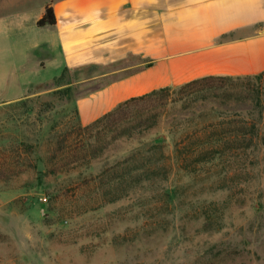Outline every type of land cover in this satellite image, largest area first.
I'll return each mask as SVG.
<instances>
[{"label":"rangeland","instance_id":"374dc122","mask_svg":"<svg viewBox=\"0 0 264 264\" xmlns=\"http://www.w3.org/2000/svg\"><path fill=\"white\" fill-rule=\"evenodd\" d=\"M56 1L0 0V156L9 162L46 160L55 141L44 131L76 121L74 102L114 79L86 82L116 64L85 68L75 76L80 85L69 105L43 89L61 74L60 65L38 67L44 50L28 51L57 41L35 20ZM27 95V105H18ZM49 102L53 110L42 108ZM22 142L37 146L34 158L15 157L11 148ZM258 151L251 161L209 165L194 175L174 170L169 198L152 190L136 201L104 204L101 194L82 188L99 163L0 181V264H264V148Z\"/></svg>","mask_w":264,"mask_h":264},{"label":"trees","instance_id":"16d2710c","mask_svg":"<svg viewBox=\"0 0 264 264\" xmlns=\"http://www.w3.org/2000/svg\"><path fill=\"white\" fill-rule=\"evenodd\" d=\"M55 25L49 3L37 26ZM85 68L97 67L65 68L43 89H54L49 97L67 98L69 105L80 85L75 76ZM31 95L18 105L26 106ZM49 103L42 108L53 110ZM74 106L71 113L76 121L55 123L44 131L47 139L55 141L54 148L45 153L46 160L9 162L2 155L0 181L29 171L43 179L88 170L99 163L100 169L88 175L82 188L90 186V192L101 194L104 204L136 201V195L152 190L169 198L166 182L174 170L194 175L209 165L251 161L264 148V72L245 77L206 76L157 89L119 103L87 125L80 123L75 102ZM20 145L11 148L15 157L30 154L34 158L38 152L35 145ZM1 153L5 151L0 149Z\"/></svg>","mask_w":264,"mask_h":264},{"label":"crops","instance_id":"0c3cea01","mask_svg":"<svg viewBox=\"0 0 264 264\" xmlns=\"http://www.w3.org/2000/svg\"><path fill=\"white\" fill-rule=\"evenodd\" d=\"M53 8L57 41L28 51L44 50L38 67L116 64L86 80L114 78L76 102L82 125L157 89L264 72V0H58Z\"/></svg>","mask_w":264,"mask_h":264}]
</instances>
